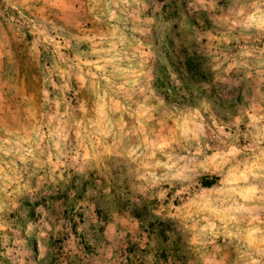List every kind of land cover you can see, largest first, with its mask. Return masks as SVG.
Wrapping results in <instances>:
<instances>
[{"label": "rangeland", "instance_id": "1", "mask_svg": "<svg viewBox=\"0 0 264 264\" xmlns=\"http://www.w3.org/2000/svg\"><path fill=\"white\" fill-rule=\"evenodd\" d=\"M0 264H264V0H0Z\"/></svg>", "mask_w": 264, "mask_h": 264}, {"label": "trees", "instance_id": "2", "mask_svg": "<svg viewBox=\"0 0 264 264\" xmlns=\"http://www.w3.org/2000/svg\"><path fill=\"white\" fill-rule=\"evenodd\" d=\"M168 43V42H167ZM214 178L213 177H210V176H206V175H203L200 177L199 179V183L200 185L204 186V187H209L212 185V183L214 182Z\"/></svg>", "mask_w": 264, "mask_h": 264}]
</instances>
